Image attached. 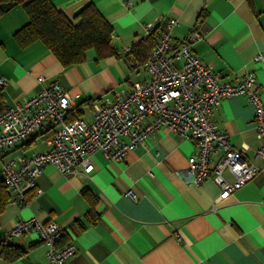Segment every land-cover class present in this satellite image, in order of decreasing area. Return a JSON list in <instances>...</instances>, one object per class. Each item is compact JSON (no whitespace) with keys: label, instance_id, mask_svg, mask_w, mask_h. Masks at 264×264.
Wrapping results in <instances>:
<instances>
[{"label":"crops","instance_id":"obj_1","mask_svg":"<svg viewBox=\"0 0 264 264\" xmlns=\"http://www.w3.org/2000/svg\"><path fill=\"white\" fill-rule=\"evenodd\" d=\"M50 1L73 23L86 3L94 4L112 27L115 54L97 59L89 48L83 62L62 66L43 43H17L14 33L28 16L22 6L14 5L0 14V105L4 108L39 90L36 78L42 75L79 93L72 101L74 109L89 122L91 101L112 96L141 76L129 74L125 61L133 38L142 36L145 24L156 25L158 36L168 17L177 20L174 42L181 43L197 31L199 37L191 48L201 60L220 72L223 81L253 73L264 101V61L252 58L264 54V0ZM252 106L245 95L225 97L213 115L227 131L230 145L242 148L258 166L236 192L220 195L210 176L197 185L190 183L183 171L186 158L196 152L193 141L161 127L123 160L111 161L101 151L94 152L88 174L64 176L46 164L35 185L26 190L24 202L10 203L12 192L6 186L0 239L20 246L24 254L11 261L0 257V264H50L35 230L10 233L16 221L31 217L44 224L55 222L65 230L64 238L76 246L67 264H264V159L253 156L258 140ZM50 132L44 127L6 148L0 178L7 159L46 149L44 139ZM223 175L233 179L226 170Z\"/></svg>","mask_w":264,"mask_h":264},{"label":"built area","instance_id":"obj_2","mask_svg":"<svg viewBox=\"0 0 264 264\" xmlns=\"http://www.w3.org/2000/svg\"><path fill=\"white\" fill-rule=\"evenodd\" d=\"M163 25L145 62L125 60L129 74L141 76L134 77L126 89L91 101L89 122L80 117L68 119L74 108L72 101L79 93L42 75L36 78L39 90L0 112V159L6 148L44 127L51 130L44 139L46 149L19 154L3 163L1 179L12 192L10 203L25 201L26 190L35 185L46 164L55 166L64 176L88 174L93 168L90 162L94 152L101 151L111 161L123 160L161 127L193 141L196 152L186 158L183 171L190 183L197 185L210 176L219 185L220 195L227 196L251 180L258 166L245 157L242 148L230 145L227 131L217 125L213 115L221 99L245 95L254 107L252 120L258 146L253 156L264 159V101L254 74L248 72L223 81L222 74L213 72L192 50L191 43L199 37L197 31L178 43L172 37L177 20L168 17ZM155 26L145 24L142 36L134 37L126 51L144 40ZM252 58L264 61V54ZM225 170L232 174L231 181L224 177ZM28 230H35L46 246L50 264H67L76 252L74 242L64 238L65 230L55 222L21 219L10 233L17 236Z\"/></svg>","mask_w":264,"mask_h":264},{"label":"trees","instance_id":"obj_3","mask_svg":"<svg viewBox=\"0 0 264 264\" xmlns=\"http://www.w3.org/2000/svg\"><path fill=\"white\" fill-rule=\"evenodd\" d=\"M14 5H20L27 13V22L14 36L17 43L26 46L34 41L43 43L57 58L62 66L84 61L85 53L93 48L97 59L115 54L111 44L112 27L102 13L92 3L86 5L74 15L77 23L66 17L50 0H0V14ZM156 26L152 32L138 44L128 50L125 60L132 58L135 63L145 62L156 41ZM1 104V95H0ZM5 108L0 105V112ZM80 110L70 112L68 119L78 118ZM2 178V177H1ZM0 178V212L8 200V192L3 179ZM90 198L87 191H83ZM66 239V238H65ZM20 246L0 239V257L6 261L18 259L24 254Z\"/></svg>","mask_w":264,"mask_h":264}]
</instances>
